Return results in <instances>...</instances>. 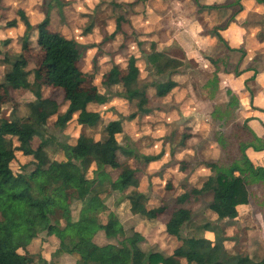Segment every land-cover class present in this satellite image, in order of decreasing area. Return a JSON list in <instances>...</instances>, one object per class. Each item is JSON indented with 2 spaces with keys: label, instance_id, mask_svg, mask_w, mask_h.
<instances>
[{
  "label": "crops",
  "instance_id": "1",
  "mask_svg": "<svg viewBox=\"0 0 264 264\" xmlns=\"http://www.w3.org/2000/svg\"><path fill=\"white\" fill-rule=\"evenodd\" d=\"M59 1L57 0V2ZM134 1H113L116 7H119V3H124L126 6L125 22L124 20L120 21V29L114 36L109 35L108 37V40H111L110 45L113 47H118L125 40V36L127 38L128 35L132 34L130 10L128 9L138 3ZM144 6L146 12L140 17L141 25L139 26L138 23L135 28L139 31L137 40L129 41V54L128 58L126 57L127 62L124 63V66L127 67L129 59L133 56V63L138 69L133 87L138 92L131 99L123 93L119 96L122 100L121 103H125L124 107L127 109L123 112L127 115L125 119L126 127L125 123L116 114L107 123L109 121L115 122L108 129L110 133L113 132L117 135L126 131L129 134L128 128L131 126L133 135L130 134V139L133 142L145 139V144H149V146L159 142L161 149L157 154L149 152L139 154L124 144H118L130 151L125 156L128 159H142L147 165H153L154 163L166 164L170 161L168 157H172V172L167 169L168 167L163 168V175L169 174L166 182H171L172 189L165 190L177 192L178 196L188 189L182 185H177V179L188 176V178L195 179V182H198L197 184L193 183L192 187H201L202 183L212 174L206 162L217 164L220 161V153L223 154L224 149L227 148V146H220L217 137L205 140L203 135L211 127L209 121L214 120L216 129L224 131L227 130L224 121L231 118V122H236L237 130L240 132L238 137L241 143L238 145L239 156L237 158L241 157L242 149L246 148L245 152L254 165H264V0H145ZM102 8H105V5ZM25 15L30 22L35 18L34 16H28L26 13ZM116 19L108 22V26L105 25L110 27L111 30L108 29V31H111L110 34L115 30ZM19 21L25 31L26 27L20 19ZM34 22H37V20L32 21L31 24ZM48 27L54 30L50 26V17ZM88 27L91 28L86 32L91 34L97 26L91 24ZM93 27L95 28L93 29ZM55 31L60 32L57 29ZM64 36L66 37V35ZM119 37H121L120 41ZM33 45L37 46L36 44ZM117 47L114 51L115 61H118L119 54L117 52H120ZM152 51L165 52L167 55L181 60L184 64L171 75L156 76L148 61V55ZM121 59L123 60V57ZM117 65H112V71L114 68H119ZM193 68L204 74L214 73V76L205 82V85L216 83V85H213L212 90L206 89V92L202 89L201 92L198 91L197 83L200 80H196L188 72ZM143 72L146 74L143 75ZM109 73L104 77V83L107 81L110 86H121L123 90L119 74L110 75ZM165 82H169V84L161 86V83ZM163 90L166 92L160 94L159 91ZM95 91L101 94L97 88ZM117 99L118 97H116ZM108 101L109 99L106 96L104 102L90 101L86 109L99 113L97 111L99 109L89 110L88 106L99 104L103 107ZM114 101L115 99L110 100L109 104L113 105ZM57 104V101L52 98H46L42 101V106L46 110V107H50L54 111ZM47 111L52 112V110ZM74 114H78V112ZM180 120L184 122L183 125ZM100 121H102L101 116L93 126L98 125ZM106 124L103 127L104 132ZM134 132L137 133L135 136ZM218 133L220 134V132ZM249 142H256L262 146L258 150H253L250 146L247 147ZM166 147L167 150H165ZM180 151L184 153H180ZM198 152L205 161L201 164L197 163L198 166L195 169L193 167L189 169L187 157L190 156V158L195 159V153ZM20 154L22 153L20 152ZM144 156L157 157L147 162L144 160ZM30 157L33 159L32 156ZM126 165L130 166L129 164ZM135 175L138 179L137 189L147 195V190L140 188L141 178L137 175L136 170ZM143 176L145 178V173H143ZM247 188L249 191L248 202L237 205V216L233 219L220 217L217 211L214 209L212 211V208L207 207V211L205 210L201 214L205 217V220L198 222V224L193 223L191 214L200 213L198 211L207 206H202V200L205 199L212 203V195L208 193L199 197L197 201L193 202V199H191V202L186 204L190 207L186 205L178 207L176 204L173 210L176 212L181 208L180 210L190 211L189 221H184L182 225V227L187 226L188 230L191 227H200L209 222L213 225V229L202 230L201 236L211 241L218 238V240H221L227 254L248 256L255 263L264 258V206L258 205L261 198H258V193L254 190L251 193L249 183ZM252 194L253 197L257 195V201H252ZM120 195L125 197L124 194L114 190L103 191L99 194L107 210L115 214L119 221L120 219L113 210V206ZM147 196L146 205L152 201L150 195ZM125 199L129 213L132 216L139 214L130 212V203L126 197ZM75 202L77 203L75 209L80 208L81 202ZM158 207L155 206V210ZM75 209L72 210L71 215H73ZM160 214H150L146 220L135 223L131 228L132 231H138L144 236V240L139 244L142 250L147 253L160 252L164 255H170L174 248L181 245L182 241L177 236L165 232V224L168 220L161 223L162 220L158 219L161 216ZM59 224H62V221ZM188 230L185 231L184 236H186ZM52 236L54 235L46 236L45 239L48 240L45 244L47 250L38 252L37 257L41 256L46 264H73L78 255L57 251L59 241L55 239L56 236L51 238ZM158 238L161 239L159 243ZM31 242L32 240L27 245L26 251L34 256L35 254L27 249ZM235 248H238V250ZM35 258L34 256V261H37V258ZM176 259L180 264H186L184 257H177Z\"/></svg>",
  "mask_w": 264,
  "mask_h": 264
},
{
  "label": "trees",
  "instance_id": "2",
  "mask_svg": "<svg viewBox=\"0 0 264 264\" xmlns=\"http://www.w3.org/2000/svg\"><path fill=\"white\" fill-rule=\"evenodd\" d=\"M17 15L28 32L32 27L28 17L22 10H18ZM123 20L122 16L117 17L115 30L110 36H114L120 29V21ZM48 24L49 14L46 12L36 24L35 44L39 49L35 52L28 49L31 43L26 32L21 51L9 61L11 68L3 74L0 81V113L3 105L9 103L12 91L31 90L37 95L33 102L35 117L30 110L23 117L10 116L0 119V264H46L41 256L34 261V256L26 251L31 240L26 233L37 228L59 239L57 251L76 253L78 258L73 264H180L177 257H184L186 264H264V258L254 263L248 256L229 255L225 252L221 240L216 238L211 241L201 236L202 230L213 229L209 222L200 227H191L186 236L181 237V227L190 217L184 220L174 219L165 224V232L177 236L182 241L170 255L160 252L147 253L142 250L139 244L144 240V236L138 231H133L129 236L125 235L120 221L115 214L107 210L99 194L105 189L118 191L128 199L132 214L144 210L148 196L137 189L135 170L123 165L115 180H112L109 172L117 171L122 166L118 153L127 155L130 151L112 143V135H109L110 138L97 139L82 131L75 144L69 146L54 141L53 136L43 138L39 132L38 128L46 131L47 119L57 111L50 112L42 106L44 99L40 97L39 88L43 85L62 89L63 99L67 102L64 113L56 118L55 124L58 127L71 119L76 112L82 122L91 120L89 124L95 125L100 119V114L88 111L86 106L90 101H105V97L96 91L91 93L80 90L85 79L74 74L75 61L77 56H80L78 42L50 29ZM16 25V20L6 22L7 27ZM148 61L156 76L171 75L184 64L162 51H152L148 55ZM30 62L34 65L32 69H29ZM109 74H119L123 95L131 99L138 92L133 87L138 74L133 60L129 61L124 71L114 68ZM168 84L169 82L161 83V86ZM165 92L159 91L160 94ZM114 123L109 121L105 131ZM35 137L40 140L34 147ZM51 142L56 145L51 152H47ZM17 151L33 157L31 169H26L27 164H17ZM50 153H60L63 157L50 159ZM156 157L144 156V160L148 162ZM92 164L95 166L91 178L94 185L83 194L74 193L81 184L87 182L85 175ZM206 165L212 174L201 187H192L179 194L175 200L177 206H185L191 199L193 202L197 201L208 193L212 195L211 208L217 211L220 217L235 218L237 205L248 202L247 180L242 174L236 173L233 166L223 168L213 162H206ZM165 189H172L170 181L166 182ZM58 196L66 202L70 196L72 200L81 202L75 220L72 219L71 213L77 208L76 202L74 208L71 203L54 207L52 211L59 210L66 221L62 228L59 227L58 221H51L49 214L40 204H53ZM180 209L177 210V215L189 211ZM163 211L164 207L159 206L154 215ZM99 231L107 238L117 239V243L97 244L93 237Z\"/></svg>",
  "mask_w": 264,
  "mask_h": 264
},
{
  "label": "rangeland",
  "instance_id": "3",
  "mask_svg": "<svg viewBox=\"0 0 264 264\" xmlns=\"http://www.w3.org/2000/svg\"><path fill=\"white\" fill-rule=\"evenodd\" d=\"M113 1L117 0H63L57 2V0H0V81L2 80L3 74L8 71L11 66L9 61L12 60L18 52L21 51V45L24 39V35L26 30L24 31V27L22 23L18 19L17 11L23 10L28 16H34V19H30L32 21H36L32 24L31 29L26 33L28 35V40L31 43L28 49L32 52H35L39 49V47L34 46L35 44L34 39L37 35V29L36 24L38 21H40L45 15L46 12H48L50 17V26L52 28L59 30L61 33L66 35V37L72 38L78 42L79 45V51L80 56H77V59L75 61V76H81L85 78V82L83 85H81L80 90L85 92H95L96 88L97 90L105 95L109 101L112 99H115V101L112 103L113 105L109 104V101L106 105L103 107L99 104H90L88 106L89 110L93 109H99L100 116L102 118V121L96 126L90 125L89 122L91 120H84V123L82 122L78 116V114H74L71 119L66 121L61 127L56 126L55 121L58 115L63 114L66 110L67 102L63 99V93L62 90L59 88H51V87H45L44 85L39 88V93L41 99L45 98H52L57 101V105L54 108V110H57L48 120L46 123V131H42L39 129V132L41 133L43 138H46L48 136H53L55 138L54 141L64 143L65 145H74L76 137L80 132H85L86 134L94 137V138H110L109 135H112V143L125 145L126 147H129L131 149H134L136 153H145L149 152L151 154H157L160 152V145L159 142L155 143L151 146L149 144H145V139H139L138 141L133 142L130 138V134H132V128L131 126L128 128L129 134L125 132H121L117 135L113 132H109V130H106L104 132V125L107 123L108 120H111L114 118L115 114L118 116V118L125 123V127L127 125L126 123V114H124V104L121 103L122 100H120L123 90L117 85L110 86L106 83H104V77L112 71V68L114 64H118L117 67H119L122 71L126 69L124 66V63L127 62L126 57L128 58V46L129 41H135L137 40V36L139 34V31L135 30L136 25L139 23V26L141 25V18L142 15L146 12V9H144V3L145 0H135L138 2L132 7H129L128 10H130V24L131 28L133 29L132 34L128 35L127 38L125 36V40L120 43V45L117 46H111L110 42L111 40H108V37L110 35L111 30L110 27H107V23L111 22L112 20L116 19L118 16H122L123 18L125 16L126 6L124 3H119V7H116L113 3ZM134 1V2H135ZM63 2V3H62ZM105 3V4H100ZM143 4V6H142ZM103 5H105V8H102ZM171 4L169 5V7ZM142 7V8H141ZM38 9V10H37ZM168 14V13H167ZM166 14V16H167ZM169 16V15H168ZM134 17V18H133ZM36 19V20H35ZM16 20L17 26L14 28H8L6 26V22ZM163 20V19H162ZM170 21V20H169ZM264 21V19H263ZM125 22V18H124ZM93 25L96 27H93V31L91 34L86 32V28L90 25ZM133 24V25H132ZM107 25V26H105ZM86 32V33H85ZM121 37H119L120 41ZM116 41V40H115ZM122 41V40H121ZM117 42V41H116ZM118 44V42H117ZM91 46L90 48H88ZM118 48L120 52H117L119 54L118 61H115L114 59V51L115 48ZM124 47V48H123ZM132 53V52H131ZM123 57V60L121 59ZM7 59V60H6ZM133 56L129 59L130 62H132ZM34 67L33 62H30L29 69H32ZM125 67V68H124ZM192 68V67H191ZM189 74L195 78L196 80H200V82L197 83L198 91L201 92V90H212L213 85L215 84H208L205 85V82L214 76V73L212 74H204L197 69H191L188 71ZM146 74L143 72V75ZM216 78H218L216 76ZM30 80H32V76H30ZM207 89V90H206ZM83 93V92H81ZM205 93V92H204ZM102 95V96H103ZM104 96V97H105ZM116 97L118 99L116 100ZM37 98V95L33 91H12L10 93V100L9 103H6L2 107V111L0 113V119L1 118H8L12 116L16 117H23L28 114V112L31 110L33 116H36V111L34 107V100ZM97 102V101H96ZM47 110H52L53 108L46 107ZM45 109V108H44ZM46 110V109H45ZM113 115V116H112ZM198 118V116H197ZM181 121V120H180ZM205 121V120H204ZM182 122V121H181ZM206 122V121H205ZM184 122H182V125ZM210 128L207 129L206 133L203 135L205 140L214 139L216 138L218 143H220V146H227L226 149H224L223 154H221L220 161L217 162L218 165L223 166V168H230L235 167L236 173H240L244 176V178L249 183V188L251 190H254L258 193V198H261V200L258 202V205L264 206V165L258 164L254 165V163L249 159L247 156L245 149H242L241 157L237 158L239 156L238 151V145L241 143V140L239 141L240 132L237 130V124L234 121L231 122V118L228 120L226 119L224 121L225 127L227 126V130L220 131L217 130L214 125V120L209 121ZM220 132V134L218 133ZM137 133L134 132V136ZM133 135V134H132ZM138 136V135H137ZM241 139V138H240ZM40 140L39 137H35L33 140V146L35 147L37 142ZM52 143V142H51ZM56 144H51L46 150L47 152H51L52 148ZM250 146L253 150H258L261 148L262 145H259L258 143H247V147ZM172 148V147H171ZM197 148V147H196ZM168 148L166 147L165 150ZM227 150V152H226ZM180 153H184L183 151H180ZM187 153V152H186ZM17 157V164L23 165L27 164V170L31 169L33 167L32 161L30 156H23L20 154V152H16ZM51 158L61 159L63 156L60 153H50L49 155ZM169 162L166 164H157L154 163L153 165H147L145 162H143L142 159L136 160L135 158H127L124 154L121 152L119 153V162L121 163V167L117 171H107L110 172V175L112 176L113 180L117 178L118 173L123 168V165L129 164L132 168H134L137 171V175L141 178V184L140 188L143 190H147V195L149 194L150 203H147L146 207L142 212L139 214L132 216L128 211V204L124 196H121L116 200L113 210L117 213L120 222L123 226V231L126 236H129L132 234V226L139 222L146 220V218L153 214L155 211V206H162L164 207V211L161 216H159L158 219L162 220L161 223H164L165 221H171L174 219H188L190 217L189 211H185L183 215H177V211L175 212L173 209L176 206V196L177 192H168L164 188V184L166 180H168V175H163V168L168 167L167 169H170L169 171L172 172L173 170V158L168 157ZM188 158L189 169L193 167L195 169L196 166H198L197 163H202L205 160L203 159V156L201 154L195 153V159H192V157ZM94 168V164L91 165L89 170L87 171L85 178L86 183L81 184L78 190L74 191V193H80L83 194L86 191H88L94 183L91 181L92 178V170ZM146 168V169H145ZM188 172V171H187ZM143 173H145V178L143 176ZM172 180V179H170ZM194 181V182H193ZM176 183V182H175ZM174 183V184H175ZM197 184L198 182H195V179H191L187 177H181L177 179V185H182L186 189L192 188V184ZM104 192H109V190H106ZM72 192H69L71 194ZM73 193V194H74ZM154 193V194H152ZM68 194V195H69ZM152 195V196H151ZM253 197V194H252ZM256 196L253 197V202L257 201L258 199ZM72 197H69V202L64 200L62 197L58 196L53 204H47V203H40L42 208L49 214L51 221H62V224H58L60 228L64 227L66 221L62 217L61 212L59 210L52 211L56 205L61 206H67L68 203H71V207L74 208L75 201L71 199ZM29 199V198H28ZM257 199V200H256ZM209 204V205H208ZM207 205V206H206ZM187 207H190L189 205H186ZM202 206L205 207L204 209L199 210L200 213H195L194 215L191 214V218L193 223L198 224L200 221H204L205 217L201 214L203 211H207V207L210 209L212 206V203L210 201L203 199L202 200ZM75 209V208H74ZM77 211L78 209H75L72 219L75 220L77 217ZM213 211V209H212ZM215 212V211H214ZM189 215V216H188ZM169 217V218H168ZM190 223V222H189ZM188 230V227L183 226L180 234L181 237L184 236L185 231ZM30 239L32 240L31 245L28 246V251L35 254L34 256L38 259L37 253L43 252V250H47L46 243L48 240H46V231L43 229H33L26 233ZM161 236V235H160ZM94 237L95 240H94ZM93 237L94 242L97 244H104L107 242L111 243H117V239L115 238H107L102 231L97 232ZM51 238H55L52 236ZM59 241L58 238H55ZM161 239L158 238V243ZM46 241V242H45ZM42 242V243H41ZM156 243V244H158ZM238 250V248H235ZM230 255V254H229ZM35 258V259H36ZM36 259V260H37Z\"/></svg>",
  "mask_w": 264,
  "mask_h": 264
}]
</instances>
